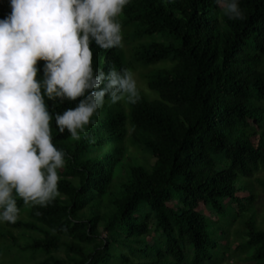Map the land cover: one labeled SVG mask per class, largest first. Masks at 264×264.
I'll list each match as a JSON object with an SVG mask.
<instances>
[{"label":"trees","instance_id":"16d2710c","mask_svg":"<svg viewBox=\"0 0 264 264\" xmlns=\"http://www.w3.org/2000/svg\"><path fill=\"white\" fill-rule=\"evenodd\" d=\"M240 7L243 18L217 0L125 5L116 17L123 46L92 41L93 67L137 71L147 91L114 108L106 98L79 139L59 130L55 114L84 97L45 96L53 143L66 153L60 195L6 221L0 251L18 247L37 258L28 264H222L237 253L264 264L253 187L264 193L255 175L264 168V0ZM10 11L0 0V18Z\"/></svg>","mask_w":264,"mask_h":264},{"label":"clouds","instance_id":"9594fccd","mask_svg":"<svg viewBox=\"0 0 264 264\" xmlns=\"http://www.w3.org/2000/svg\"><path fill=\"white\" fill-rule=\"evenodd\" d=\"M130 0H10L0 18V222L15 223L25 204L47 205L60 195L58 169L66 153L53 143L47 98L84 97L55 120L75 139L106 98L136 103L139 90L130 69L93 67L94 41L103 49L123 46L116 17ZM229 18H243L240 0H217ZM44 60L45 78L37 79ZM103 85V87H101ZM79 130V131H78Z\"/></svg>","mask_w":264,"mask_h":264},{"label":"rangeland","instance_id":"374dc122","mask_svg":"<svg viewBox=\"0 0 264 264\" xmlns=\"http://www.w3.org/2000/svg\"><path fill=\"white\" fill-rule=\"evenodd\" d=\"M153 38L154 39H160L159 36H154ZM160 65L161 66L166 65V61L160 62L159 66ZM133 73H134L135 79L137 80L138 87L147 91V88L145 87L144 81L139 77L138 72L134 71ZM110 107L114 108L115 103H110ZM255 142L256 143L259 142L258 136L255 138ZM132 149L133 148H130V150H132ZM255 175L263 177L264 176V168L257 171V173ZM253 187L256 188L255 190L259 194V198L256 201V204L259 206L257 219H258V222H261L262 225H264V221H263V219H264V205H263L264 204V193L261 191V188L259 187V185H257L256 182L253 183ZM241 195L242 196L249 195V192H246V191L242 192ZM31 204H32L31 202L28 204H25L23 206V208L20 209L18 218L25 219V218L29 217V209L31 207ZM212 216L215 217L214 214H212ZM5 223H6V221L0 222V228H4L3 226L5 225ZM15 230H17V229H15ZM151 234L153 235V232ZM5 245L0 251V264H28L31 262H35L37 259L35 256H31V258L29 260H26V259H28V254H24L23 250L19 249L18 247H9V245L7 247H5ZM236 246L237 245H235V247ZM60 253H61V255L64 254L63 252H60ZM244 255H245V253H237L234 255V257L228 256L222 262V264H225L227 262H229L230 264H248L247 261L239 258V257H243ZM24 261H25V263H24Z\"/></svg>","mask_w":264,"mask_h":264}]
</instances>
